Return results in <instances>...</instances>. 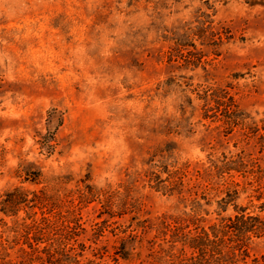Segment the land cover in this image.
Here are the masks:
<instances>
[{"label":"rangeland","instance_id":"rangeland-1","mask_svg":"<svg viewBox=\"0 0 264 264\" xmlns=\"http://www.w3.org/2000/svg\"><path fill=\"white\" fill-rule=\"evenodd\" d=\"M241 210L264 217V0H0V264L43 218L80 225V263L178 264Z\"/></svg>","mask_w":264,"mask_h":264},{"label":"trees","instance_id":"trees-1","mask_svg":"<svg viewBox=\"0 0 264 264\" xmlns=\"http://www.w3.org/2000/svg\"><path fill=\"white\" fill-rule=\"evenodd\" d=\"M11 194H6L5 202L15 203L11 199ZM8 198V199H7ZM10 198V199H9ZM44 224H32L27 226V234L33 231L31 237H27L25 241L31 252L25 251L27 257L26 264H102L96 263L93 260H88L85 263H80L76 256H72L66 251L67 242L73 235L71 232L75 228H79L80 225L74 222V226L69 224H62L58 227L52 226L45 218L41 221ZM53 230V241H51V247L53 252H50L47 246L42 248V254L38 253V248L33 247V244L28 242L32 239L36 244L41 242H47L45 235L46 229L51 228ZM264 233V217L260 218L253 215H245L244 210H241L239 214L233 218L229 217L224 220L219 226L211 229V237L205 231L190 238L189 247L195 250V256L184 260H180L178 264H264V255L253 259L251 263L246 261V256L240 259L236 258L235 250H241L245 245L246 240L249 239L250 234L255 236L262 235ZM43 236V237H42ZM45 237V239H44ZM185 240H183L184 242ZM226 248V250H225ZM125 254L120 253L121 257H125ZM22 264V263H21Z\"/></svg>","mask_w":264,"mask_h":264}]
</instances>
